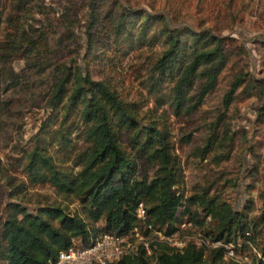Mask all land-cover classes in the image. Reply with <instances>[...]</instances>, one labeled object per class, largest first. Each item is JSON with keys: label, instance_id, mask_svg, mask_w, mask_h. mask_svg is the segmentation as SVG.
<instances>
[{"label": "trees", "instance_id": "obj_1", "mask_svg": "<svg viewBox=\"0 0 264 264\" xmlns=\"http://www.w3.org/2000/svg\"><path fill=\"white\" fill-rule=\"evenodd\" d=\"M51 1L59 6L58 15L45 16V23L33 26L26 19L33 13L44 15L47 6L41 0H0V123L23 104L44 99L46 115L21 149L17 164L27 182L48 184L56 193L75 199L84 213L69 212L55 201L39 199L31 207L8 201L0 216V261L51 264L59 249L86 242L97 232L141 227L135 217L141 202L145 222L152 227L169 233L196 225L210 239L232 243L237 251L252 243L262 257L257 263L264 264V182L257 190L260 208L255 213H250L251 197L234 208L214 190L209 192L210 182L184 194L183 169L165 122V115L202 112L203 134L194 155L201 159L210 155L216 164L232 148L228 125L232 101L256 96L255 124H263L264 77L232 59L243 56L245 47L239 43L231 49L233 38L207 29L170 26L163 13L129 1L84 0L83 57L117 61L135 52L141 63L139 83L147 95V100L137 102L140 92L127 97L111 79L91 77L87 63L82 66L70 56L72 48L64 50L66 40L75 36L74 0ZM9 56L25 59L20 71L12 69ZM226 66L231 68L222 79L219 73ZM15 97L20 104L12 105ZM148 100L154 103L141 111L147 114L142 124L137 114ZM159 106L163 112L157 118ZM71 134L79 136L81 146L66 147ZM183 138L189 142L190 131ZM53 145L71 153L76 170L54 160ZM138 159L146 161L149 171L137 172ZM256 171L253 167L249 174ZM98 220L100 226L95 225ZM150 246L149 253L139 246L136 254L125 255L116 264H236L225 260L223 245L207 251L191 242L182 250L164 242Z\"/></svg>", "mask_w": 264, "mask_h": 264}, {"label": "rangeland", "instance_id": "obj_2", "mask_svg": "<svg viewBox=\"0 0 264 264\" xmlns=\"http://www.w3.org/2000/svg\"><path fill=\"white\" fill-rule=\"evenodd\" d=\"M41 1L47 6L44 15L33 13L26 19L33 26L45 23V16H57L60 11L59 6L53 1ZM120 1H129L130 4L150 12L163 13L170 26L188 25L195 30L207 29L217 35L233 38L230 48L234 49V44L240 43L245 47L246 53L243 56L233 55L232 59L238 60L241 68H247L253 75L264 77V0ZM85 10L84 0H74L71 18L78 21H74L75 36L66 40L67 47L64 50L72 48L70 56L76 58L82 66L87 63L91 77L105 76L111 79L117 85V90L127 97L134 98L140 92V98L137 102L144 98L147 100L146 92L139 83L138 76L141 63L135 52L126 54L117 61L113 59L99 60L97 56L83 57L86 50L83 28ZM24 19L20 16V20ZM68 32L65 31V33ZM104 53L106 55V51ZM114 55L116 54L114 53ZM8 58V63L13 70L20 71L22 69L25 59L11 56ZM1 64L2 61H0V66ZM230 68L226 66L220 71L219 75L222 79L228 74ZM15 98L12 105L20 104L18 97ZM153 103L154 100H148L138 111V120L142 124L146 121L144 115L147 114H142L141 111L145 110V106L151 108ZM258 104L259 101L254 95L240 96L232 101L228 111L230 112L228 125L233 132L232 148L229 155L217 164L210 162V155H207L205 159L194 155L193 148L195 145L201 144L203 134V129L200 127V121L204 115L202 112L196 111L191 115H165V122L170 131L169 138L183 169L184 194L192 193L195 187L210 182L212 189L209 192L214 190L213 194L227 200L234 208H241L246 198L251 197L254 208L251 209L250 213L257 212L260 208V202L256 194L260 183L264 182V123L255 124ZM47 109L44 106V99L36 98L32 100L31 105L23 104L20 109H16L18 110L17 113H12L8 119L0 123V216L6 213L8 201H16L31 207L38 203L39 199L58 202L72 213L81 215L84 213L75 199L71 200L68 199V196L64 197L62 194L56 193L48 184L27 182V178L17 164L21 149L29 143L30 138L46 115ZM161 109V106L156 107L155 115L157 118L160 112H163ZM153 112L154 110L151 111V114ZM186 131L191 133L189 142L183 140V134ZM81 145L79 136L71 134L66 147L72 146L74 148V146ZM50 152L58 164L70 171L76 170V167L71 163V153H68L66 149L53 145ZM137 162L138 173L144 169L149 171L150 167L146 161L138 159ZM253 167L257 168V171L251 175L249 172L253 171ZM250 183H253L254 186L250 187ZM100 224L101 220L95 223L98 226ZM185 230L188 232L199 230L201 232L198 227L191 226L189 229L181 227L180 233L185 232ZM257 239L259 238L257 237ZM207 250L208 248L204 247V251ZM233 251V257L223 255L225 260L232 259L236 264H256L257 259H262L258 246L252 243L240 251L235 249ZM0 264L4 263L0 261Z\"/></svg>", "mask_w": 264, "mask_h": 264}, {"label": "built area", "instance_id": "obj_3", "mask_svg": "<svg viewBox=\"0 0 264 264\" xmlns=\"http://www.w3.org/2000/svg\"><path fill=\"white\" fill-rule=\"evenodd\" d=\"M144 208L141 202L135 207V217L142 222L141 227L138 224L132 225L125 231H100L91 236L86 242H73L57 251L51 264H116L117 260L128 254H136L139 246L150 251V243L156 246V242H164L171 246L173 250H182V248L191 242L195 245L211 248L223 245V255L234 256V251L230 243L225 244L219 240H212L202 232L195 231L181 232L174 230L164 233L162 230L152 227L151 223L145 222ZM208 219V216L206 217ZM190 223L187 222L186 225ZM182 225H184L182 223ZM185 226V225H184ZM192 227H196L192 225Z\"/></svg>", "mask_w": 264, "mask_h": 264}]
</instances>
